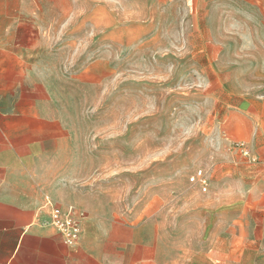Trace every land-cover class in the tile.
I'll list each match as a JSON object with an SVG mask.
<instances>
[{"label":"crops","instance_id":"crops-1","mask_svg":"<svg viewBox=\"0 0 264 264\" xmlns=\"http://www.w3.org/2000/svg\"><path fill=\"white\" fill-rule=\"evenodd\" d=\"M128 7L155 10L134 18L125 16ZM189 16L212 25L213 40H264V0H0V264H172L161 261L160 233L169 230L174 194L185 204L188 186L174 192L166 174L142 181L141 156L126 160L124 152L156 148L125 143L124 123L110 127L99 109L121 83L126 57L155 34L148 26L140 33L142 25H183ZM261 62L250 85L241 70H228L227 86L241 99L213 127L208 188L196 194L215 225L209 247L229 264H264L263 240L238 245L235 234L254 215L264 234ZM208 68L220 87L224 69ZM51 205L73 209L74 243L43 224Z\"/></svg>","mask_w":264,"mask_h":264},{"label":"rangeland","instance_id":"rangeland-1","mask_svg":"<svg viewBox=\"0 0 264 264\" xmlns=\"http://www.w3.org/2000/svg\"><path fill=\"white\" fill-rule=\"evenodd\" d=\"M124 10L127 17L144 18L155 9ZM160 10L163 9L156 11ZM194 19L189 16V22L183 25L164 22L142 25L140 33L148 26L155 29V34L140 42L126 57L125 71L117 77L121 83L110 89L99 110L109 113L106 122L110 127L124 123L125 143H150L151 148H156L155 152L144 151L143 146L137 153L124 152L126 160L133 155L141 156L142 181L155 174L158 178L166 174L172 176L174 192L182 183L188 186L185 204L181 203L179 192L173 196L169 230L160 233L166 246L161 261L229 264L219 260L218 255L214 257L209 247L215 225L199 212L196 194L203 192L189 179L197 169L205 171L203 166L216 153L214 125L226 118L230 105L240 102L241 97L233 94L237 89L227 86L228 70H241L243 83L250 85L255 79L254 68L263 66L264 40H257V47L245 39L213 40L212 25L194 23ZM254 50L258 53L255 64L251 53ZM214 63L224 69L220 73V87L213 82V72L208 71V65ZM258 90L264 92L262 87ZM117 115L124 117V121L116 120ZM259 224L260 216L254 215L247 230L243 224L242 230L235 231L238 245L244 244L245 238L253 239L254 245H260L262 240L264 243ZM241 252L244 253L243 247L237 249L238 257Z\"/></svg>","mask_w":264,"mask_h":264},{"label":"built area","instance_id":"built-area-1","mask_svg":"<svg viewBox=\"0 0 264 264\" xmlns=\"http://www.w3.org/2000/svg\"><path fill=\"white\" fill-rule=\"evenodd\" d=\"M234 147L239 149L242 155L249 156V150L245 147L244 143L237 142ZM252 161H256L257 158L251 157ZM264 166V164H263ZM190 182L200 187L202 192H205L208 188L207 173L202 169H197L191 176ZM49 220L44 221V225H51L62 235L63 240L67 244L74 243L79 235L80 223L76 218L73 209H62L60 206L51 205L49 210Z\"/></svg>","mask_w":264,"mask_h":264}]
</instances>
